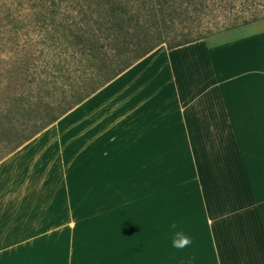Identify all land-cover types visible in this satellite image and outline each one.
Segmentation results:
<instances>
[{"label": "crops", "instance_id": "0c3cea01", "mask_svg": "<svg viewBox=\"0 0 264 264\" xmlns=\"http://www.w3.org/2000/svg\"><path fill=\"white\" fill-rule=\"evenodd\" d=\"M0 264H264V32L161 43L3 156Z\"/></svg>", "mask_w": 264, "mask_h": 264}, {"label": "rangeland", "instance_id": "374dc122", "mask_svg": "<svg viewBox=\"0 0 264 264\" xmlns=\"http://www.w3.org/2000/svg\"><path fill=\"white\" fill-rule=\"evenodd\" d=\"M223 2L219 7L220 0H208L206 13L195 23L202 38L218 43L257 29L264 32V0ZM59 4L62 7L64 3L0 0V157L23 135L40 127L48 116L57 114L75 95L86 94L109 74L107 65L111 61L100 57H90L78 67L67 53L62 54V64L46 66L40 61L39 57L48 51L42 41L49 44L51 40L46 30H60L65 24V15L48 13V9ZM66 31L69 40L70 31ZM139 36L142 33L132 38ZM107 52V57L116 56L114 48ZM72 64L75 70H62L63 65L68 68ZM53 72L56 77H52Z\"/></svg>", "mask_w": 264, "mask_h": 264}, {"label": "trees", "instance_id": "16d2710c", "mask_svg": "<svg viewBox=\"0 0 264 264\" xmlns=\"http://www.w3.org/2000/svg\"><path fill=\"white\" fill-rule=\"evenodd\" d=\"M58 1L64 3L63 6L60 7V4L57 7L52 6L48 9V13L65 15L62 17L66 19L65 24H62L63 29L60 28V30L56 27L46 30L50 32L51 40L49 44L42 41L46 43L48 51L39 57L40 61L46 66H52L50 63L62 64V54L67 53L75 60L71 63L75 62L74 66L78 67L90 57H100L111 61L107 65L109 74L104 79L98 80L99 83L86 94L75 95L57 114L48 116L40 127L23 135L21 140L11 146L0 159L157 45L165 43L168 47H174L202 38L201 32L195 28V23L201 19L209 7L208 0ZM220 1L219 7L224 3L223 0ZM66 29L70 31L69 40ZM138 33H142V36L133 39L132 37ZM127 37L132 40H128ZM81 46L80 50H76ZM112 48L115 49L116 56L107 57V51ZM76 52L79 54L76 55ZM72 69H76V67L73 68V64L68 68L65 65L62 66V70ZM51 75L57 76L54 72Z\"/></svg>", "mask_w": 264, "mask_h": 264}, {"label": "clouds", "instance_id": "9594fccd", "mask_svg": "<svg viewBox=\"0 0 264 264\" xmlns=\"http://www.w3.org/2000/svg\"><path fill=\"white\" fill-rule=\"evenodd\" d=\"M176 224H171L169 226V231L176 229ZM172 247L176 249L183 250L192 244V239L190 236L186 235L183 231H175L172 236Z\"/></svg>", "mask_w": 264, "mask_h": 264}]
</instances>
